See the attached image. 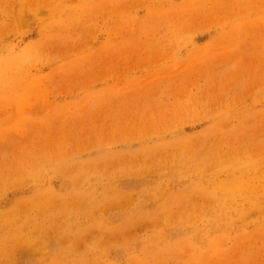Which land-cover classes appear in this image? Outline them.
I'll list each match as a JSON object with an SVG mask.
<instances>
[{
    "label": "rangeland",
    "instance_id": "374dc122",
    "mask_svg": "<svg viewBox=\"0 0 264 264\" xmlns=\"http://www.w3.org/2000/svg\"><path fill=\"white\" fill-rule=\"evenodd\" d=\"M0 264H264V0H0Z\"/></svg>",
    "mask_w": 264,
    "mask_h": 264
}]
</instances>
